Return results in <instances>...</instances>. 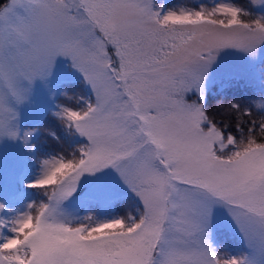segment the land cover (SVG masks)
Wrapping results in <instances>:
<instances>
[{
	"label": "snow or ice",
	"instance_id": "1",
	"mask_svg": "<svg viewBox=\"0 0 264 264\" xmlns=\"http://www.w3.org/2000/svg\"><path fill=\"white\" fill-rule=\"evenodd\" d=\"M262 43L264 17L225 2L167 12L154 0L0 2V138L18 137L16 106L58 56L71 58L94 94L83 107L56 113L87 143L42 162V175L28 187L46 201L0 218V264H264V100L260 115L221 105L226 117L235 116V132L203 104L218 51L254 55ZM30 135L23 133L26 144ZM106 168L142 210L73 223L63 202L83 174ZM217 205L227 208L249 253L214 248Z\"/></svg>",
	"mask_w": 264,
	"mask_h": 264
},
{
	"label": "rangeland",
	"instance_id": "2",
	"mask_svg": "<svg viewBox=\"0 0 264 264\" xmlns=\"http://www.w3.org/2000/svg\"><path fill=\"white\" fill-rule=\"evenodd\" d=\"M246 1L251 8H255V13L247 5L244 6V8L242 6L239 7V5L230 0H217L212 4L195 1L193 6H177L176 8L167 9L163 6V0H154V5L159 6L162 11L167 12L169 10L180 9L198 10L202 6L211 8L217 3L225 2L241 8L243 12L247 13L251 18L259 19L264 17V2L256 4L253 3V0ZM263 52L264 43L260 44L256 48L254 55L241 49L231 47L219 50L204 80V96L206 89L210 86V84H213V82H217L218 85H220L223 83L222 80L232 79L234 83L243 86H246L244 82H247L251 83L249 84L250 86L252 85L257 87L259 90L257 92L258 97L253 101V106L257 107L258 102L264 100V81L260 82V73H258L256 67V61ZM69 79L71 81H75V83L70 81L64 85L58 84L61 80L67 81ZM79 81H82L85 87L90 91L92 100L94 101V94L90 85L84 79L83 74L73 66L71 58L58 56L54 62L50 75L45 80L37 78L32 85L31 93L28 99L24 103L16 106L15 110L18 114L16 126L18 127L20 134L16 139L9 137L0 138V204L4 205V208L0 209V218L11 219L19 213L24 212L30 203L46 201L47 197L43 191L37 189V193H34V191L30 192V190L29 192H26L24 198L17 204H12L11 202L17 196L16 194L20 187L19 172L26 161L25 157L27 158L28 155L32 154L37 143L49 146L50 141H52L51 144L53 145L54 142H56L54 132L50 131L47 133V129L43 127V124L49 123L48 118L44 117L45 108L47 106H54L55 104V110L52 108V111L47 112L49 115L58 116L56 113L59 112L60 107L63 106L58 100L64 101L68 100L72 96H79L80 89L75 86L79 83ZM69 88L71 89V92L68 91ZM245 88L242 90L246 91ZM75 98L77 99V97ZM195 98V93L189 94L188 99L191 100ZM83 106V102H78L77 107ZM25 131L31 132L27 144L23 139V133ZM73 131L76 136L82 137L74 129ZM40 134H47L48 136L54 138H42L40 137ZM83 138L86 139L85 137ZM61 148L63 149V147ZM62 149L56 150L57 152L54 155L42 158L39 162V171L33 176L34 178L32 180L22 181V185L28 187L29 184L33 183L42 175L40 170L44 160L52 157H68L71 155L69 151L67 153H63ZM118 196H120V198H118V200H120L118 203L126 205V211L122 212L121 215L108 214L98 217L96 220L106 221L116 217H127L129 214L133 216V212L130 208V206L133 207V201L135 200L134 203H136V201L138 202V204L135 205H137L138 209L141 210L142 204L138 196L129 188L127 184L124 183L115 169L106 168L97 171L94 174L85 173L80 177L76 191L72 194V196L63 202L62 210L66 217L73 223H80L84 221L85 217L90 216L89 212L79 209V206L86 203L87 198L90 201L92 199H98L101 202L110 203L112 198ZM5 234L10 233H7V230H5ZM210 240L218 252L229 253L232 255L249 253L248 246L241 232L232 220L227 208L222 205H217L213 209L210 224Z\"/></svg>",
	"mask_w": 264,
	"mask_h": 264
},
{
	"label": "trees",
	"instance_id": "3",
	"mask_svg": "<svg viewBox=\"0 0 264 264\" xmlns=\"http://www.w3.org/2000/svg\"><path fill=\"white\" fill-rule=\"evenodd\" d=\"M195 1L199 2H205L207 4L215 3L217 0H163V6L165 9L167 8H176L177 6H193ZM233 3L242 6H248L254 13L255 8H251L246 0H230ZM0 2H3V0H0ZM163 7V9H164ZM248 15V14H247ZM248 17H250L248 15ZM256 67L259 75L260 82L264 81V52L260 55L259 59L256 61ZM238 79V78H237ZM61 80L58 82V84H67L71 80ZM78 81V80H77ZM76 81V82H77ZM223 83L218 85L217 82H213V84H210V86L206 89L203 104L205 107V110L209 113L211 117H213L217 123L223 125L225 119L230 121L229 128L226 129V131H233L235 132L234 123H235V116L229 115L225 116L224 109L221 107L223 105L224 107H228L229 105L235 103L240 105L241 108H246L249 111H253L257 115L262 114L261 110L258 109V107L253 106V101L258 97L257 92L259 91L257 87L250 86L249 84L244 82L246 86L234 83L232 79L230 80H222ZM72 83H75V81H71ZM76 87H79L80 89V95L79 96H72L68 100H61L62 103L65 106H73L77 107L78 102L85 103V100H92V95L90 91L85 87L82 81H79L75 85ZM68 87V85H67ZM71 87V86H69ZM246 87V88H245ZM246 89V91H243L242 89ZM69 92H71V89H68ZM75 91V90H73ZM72 91V92H73ZM77 97V99L75 98ZM83 98V99H81ZM77 101V102H76ZM48 109L45 108L44 111V117H47L49 120L48 124H43V127L47 129V133L50 131L54 132L55 141L54 145L51 144L52 141L49 142V146L41 145L40 143L35 146V150L32 152L31 155H28V157L23 164L20 172H19V184L21 185V182L24 181L30 174H32L37 168L38 164L41 158L47 157L50 155H54L58 149H62L63 153H67L69 151L70 154H73L76 152V150L79 148V146L86 144V139L83 137L76 136L73 129H70L65 123H62L61 118L58 116H53L48 114ZM40 137H49V139L54 138L50 137L47 134H40ZM30 192L34 191V193H37L36 188H29ZM26 190L19 189L17 192V197H22L25 194ZM123 197V196H121ZM120 196L112 198L110 203L101 202L100 200L92 199L91 201L87 198L86 203L79 206L81 210L89 212L90 216L94 217L95 219L98 217H102L108 214H117L121 215L122 212L126 211L127 206L121 205L118 202ZM130 199V196H129ZM134 200V199H133ZM135 201V200H134ZM133 201V207L130 206L131 211L133 212V217H136L138 215V206ZM134 209V210H133Z\"/></svg>",
	"mask_w": 264,
	"mask_h": 264
},
{
	"label": "crops",
	"instance_id": "4",
	"mask_svg": "<svg viewBox=\"0 0 264 264\" xmlns=\"http://www.w3.org/2000/svg\"><path fill=\"white\" fill-rule=\"evenodd\" d=\"M41 166V165H40ZM39 171V168H38V170L34 173V174H32L27 180H32L34 177V175L37 173Z\"/></svg>",
	"mask_w": 264,
	"mask_h": 264
},
{
	"label": "bare ground",
	"instance_id": "5",
	"mask_svg": "<svg viewBox=\"0 0 264 264\" xmlns=\"http://www.w3.org/2000/svg\"><path fill=\"white\" fill-rule=\"evenodd\" d=\"M42 171H43V170H42V168H41V170H40V173H41V174H42Z\"/></svg>",
	"mask_w": 264,
	"mask_h": 264
}]
</instances>
